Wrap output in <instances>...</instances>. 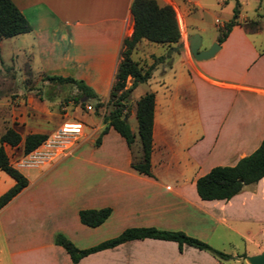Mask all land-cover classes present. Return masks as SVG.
Wrapping results in <instances>:
<instances>
[{
    "label": "crops",
    "instance_id": "1",
    "mask_svg": "<svg viewBox=\"0 0 264 264\" xmlns=\"http://www.w3.org/2000/svg\"><path fill=\"white\" fill-rule=\"evenodd\" d=\"M12 1L30 29L0 38V49L6 40L17 41L27 55L22 75L7 71L0 76V133L11 127L19 134L16 144L2 145L27 183L0 207V264H71L64 248L54 243V232L85 247L139 225L180 229L214 248L230 244L240 248L231 252L235 259L264 249V174L228 198H200L194 185L212 165L232 164L249 153L264 133V40L255 43L250 37L249 29L259 33L261 28L258 22L246 27L256 17L242 13L243 0H238L237 22L214 54L203 59L192 57L187 38L200 34L199 48L208 47L218 26L231 16V0H157L173 7L180 42L173 50L141 38L130 52L141 65L150 63L151 54L166 56L155 60L149 77L130 91L136 90L135 99L145 90L153 93L149 173L131 166L130 149L112 126L94 142L104 124L101 115L67 110V103L76 105L73 99L61 101L49 90L44 96L38 86L44 83L48 89L46 74L70 75L105 101L121 39L132 28L130 0ZM213 12L220 17H213L214 30L202 42V15ZM158 45L168 52L153 49ZM129 82L127 76L125 84ZM129 106L134 127L126 120L136 146L134 101ZM65 119L82 122L69 154L27 170L15 164L27 153L22 149L26 133L47 136ZM12 182L0 169V192ZM104 205L110 212L99 224L79 221V208ZM76 264L228 263L189 244L178 250L174 240L142 237L89 252Z\"/></svg>",
    "mask_w": 264,
    "mask_h": 264
},
{
    "label": "trees",
    "instance_id": "2",
    "mask_svg": "<svg viewBox=\"0 0 264 264\" xmlns=\"http://www.w3.org/2000/svg\"><path fill=\"white\" fill-rule=\"evenodd\" d=\"M129 11L132 18V28L130 33L121 39L119 59L105 101L100 100L92 88L80 78L60 74H46L45 78L57 83L69 82L73 84L76 89L73 100L78 99L79 103L82 104L84 102L90 103L93 111L101 115L104 123L94 142L98 143L100 135L106 131L109 125L112 126L123 137L130 149L131 166L139 172L149 173L153 93L150 90H145L134 100L136 146L134 145V133L126 120L125 105L129 99L131 89L137 83L145 81L149 77L155 60H160L165 56L151 54L153 62L141 65L130 56V52L141 38H146L152 42L166 43L171 49L177 50V44L180 42V32L174 9L169 3H158L157 0H130ZM238 11V0H234L231 16L222 25L218 26L216 41L220 42L229 28L237 22ZM29 29L28 21L13 1L0 0V38ZM127 76L130 77V82L126 85ZM107 105L108 108H106ZM45 137V133H26L22 140L23 152L30 151ZM19 139V134L11 127H6L0 133V169L13 179L12 184L0 192V207L27 183L26 176L9 162L2 145V142L11 145L16 144ZM263 174L264 133L258 145L249 153L240 156L232 164L212 165L207 171L195 178L194 185L200 198H228L239 191L243 184L254 182ZM109 212L110 207L104 205L79 208L77 215L79 221L83 224L94 226L103 221ZM142 237L174 240L178 250H181L183 243L189 244L208 251L219 260H226L230 256L228 252L214 248L206 241L187 234L183 230L159 228L153 225L126 226L115 235L85 247H77L60 231L54 232L53 241L61 245L68 253L71 264H76L81 256L89 252L113 246L127 239Z\"/></svg>",
    "mask_w": 264,
    "mask_h": 264
},
{
    "label": "rangeland",
    "instance_id": "3",
    "mask_svg": "<svg viewBox=\"0 0 264 264\" xmlns=\"http://www.w3.org/2000/svg\"><path fill=\"white\" fill-rule=\"evenodd\" d=\"M231 5H234V0H231ZM239 8H241L242 13H245L248 17H256L254 19L250 20V23H246V27H251V25L253 23H255V21H257L258 23H260V28L261 31L259 33L254 32L253 30L249 29V35L250 37L253 39V41L255 43H260V40H264V0H243V3L239 6ZM232 9V8H231ZM214 14H209V13H205L202 15V25H203V31L201 32L202 35V42L205 41V39H207L208 35L214 30L212 23L213 21V17L215 15H217L218 17H220L219 13H215ZM198 36L200 37V34H198ZM212 43V42H211ZM210 43V44H211ZM152 44V46H155L154 44L156 43H150ZM209 44V45H210ZM17 41H4L2 48L0 49V76L2 75H6V72L9 71L10 73H12L14 76L18 77L20 75L23 74V65L26 61L27 55L20 50L18 47ZM159 47L153 48L156 51H167L168 52V48L165 45H158ZM162 49V50H161ZM165 53V52H164ZM174 54V53H173ZM165 55V54H164ZM166 57V56H165ZM164 57V58H165ZM171 57V50L169 51V58L168 60H170ZM152 58V57H151ZM150 60L149 58H147V61ZM166 59H164V61H166ZM153 62V58L150 61V63ZM165 63V62H164ZM57 82L50 80V83H48V89H47V85H45L44 83H38V86L40 87V91L42 93V95H46V91H52L54 93H57V95H59L61 101H65L66 99H73V96L76 93V89L73 86V84L69 83V82H62L60 83L62 85L61 88H58L56 86ZM140 85L143 83H139ZM137 92L135 89L132 90L128 101L126 102L125 105V110L127 112V119L129 124L134 127V117H133V112H131L130 114L128 113L129 110V104H133V101L135 99V97L137 96ZM74 103H76V105H72V103H67V110L72 109V107H75V112L80 115L81 113H84L86 110L83 107L82 103H79L78 99L74 101ZM106 108H108V105L106 106ZM102 110V108H101ZM23 170H27L29 167H20ZM234 237V243H237L236 245H240V243L242 242L241 239H239L238 236L233 235ZM222 248H217L220 249L224 252H228L230 254V256L226 259V262L228 264H250L248 261H246V259L240 258V259H235L234 254L237 251V249L240 248H233L230 244H223V246H220ZM236 247H241L240 246H236Z\"/></svg>",
    "mask_w": 264,
    "mask_h": 264
},
{
    "label": "built area",
    "instance_id": "4",
    "mask_svg": "<svg viewBox=\"0 0 264 264\" xmlns=\"http://www.w3.org/2000/svg\"><path fill=\"white\" fill-rule=\"evenodd\" d=\"M85 110H93L92 105L84 102ZM82 129L79 120H63L51 134L28 151L15 164L23 167L37 166L42 162L69 154L76 145Z\"/></svg>",
    "mask_w": 264,
    "mask_h": 264
},
{
    "label": "water",
    "instance_id": "5",
    "mask_svg": "<svg viewBox=\"0 0 264 264\" xmlns=\"http://www.w3.org/2000/svg\"><path fill=\"white\" fill-rule=\"evenodd\" d=\"M199 42L200 37L196 33L191 34L187 38L188 50L192 57L195 59L207 58L213 55L214 52L219 48V42H217L216 40H214L206 48H199ZM245 259L250 264H264V249L256 253L246 254Z\"/></svg>",
    "mask_w": 264,
    "mask_h": 264
}]
</instances>
